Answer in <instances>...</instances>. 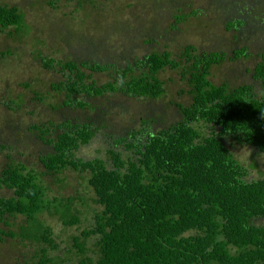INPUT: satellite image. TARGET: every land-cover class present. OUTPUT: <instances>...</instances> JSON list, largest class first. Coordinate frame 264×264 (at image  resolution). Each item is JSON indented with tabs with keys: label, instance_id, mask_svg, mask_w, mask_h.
Here are the masks:
<instances>
[{
	"label": "trees",
	"instance_id": "16d2710c",
	"mask_svg": "<svg viewBox=\"0 0 264 264\" xmlns=\"http://www.w3.org/2000/svg\"><path fill=\"white\" fill-rule=\"evenodd\" d=\"M21 2L0 0V37L14 42L0 61L13 50L21 59L43 13L51 43L33 58L58 78L42 89L34 76L29 101H1L17 116L44 117L36 105L50 115L22 118L49 148L31 167L0 135V187L10 191L0 195V241L28 246V264H264V0ZM216 26L226 50L201 38ZM127 102L146 118L118 130L115 118L137 110ZM66 170L86 180V194L63 193Z\"/></svg>",
	"mask_w": 264,
	"mask_h": 264
},
{
	"label": "rangeland",
	"instance_id": "374dc122",
	"mask_svg": "<svg viewBox=\"0 0 264 264\" xmlns=\"http://www.w3.org/2000/svg\"><path fill=\"white\" fill-rule=\"evenodd\" d=\"M30 1V3L32 4V0H28ZM5 2H8L10 4H14L16 2H21V0H5ZM23 3V2H21ZM24 5V4H23ZM264 5V3H263ZM28 4H25L24 7L25 9H27V14H28V18L31 20L32 19V13L30 12V9L28 8ZM141 16H144L148 19H154V16L156 14V10L154 9H149L148 11H146V8L143 9L141 11ZM50 18V17H49ZM159 20V15L156 16V20ZM47 18L46 15L44 16L43 13H36L35 15H33V22H34V27L36 28L37 31H41L40 33H37V35H35V37H30V39H25L23 42H21L19 45L23 46L22 49H25V51L22 53L23 50L19 51V54H23L21 59L19 61L13 59V57H16L17 59L19 58V55L16 56L17 52H15L13 50V53L15 55L9 54L6 56V61L7 64L4 65V61H0L2 63H0V104L2 100H5V98H14L16 99L17 96L19 94H21L24 98V101H29L31 99V95L28 92V89H26L27 87L24 86V84L27 81L33 80L34 76L36 77L37 80H39L40 82L37 83L38 86H40L42 89L44 88H49L50 84L52 81H55L58 78V74L57 73H52L49 71H46L43 67V65L41 64V62H35L34 58H33V52H37L41 51L44 54H46V50H45V43H51L50 39H49V35H47V29L50 28L47 25ZM230 19L227 17L225 19V21H229ZM158 22V21H157ZM222 23H225L223 21H221ZM261 22V20H260ZM49 23L51 25L52 28V34L55 35V33H59L62 36H65L63 33L58 32L59 29L55 28V24L53 22H51L49 20ZM159 23V22H158ZM54 24V26H53ZM230 24V23H229ZM32 26V24H31ZM262 27V25H260ZM32 28V27H31ZM219 28V29H218ZM158 29L160 30V32H162L163 28L162 27H158ZM223 30V27L220 28L219 26H216V29H214V31L208 30L205 31L204 36H202L201 34V38L203 39V41H205L206 45V49L210 50L211 46L214 44L213 49L215 50H226V45L225 43L223 44V39L221 36V31ZM157 31V30H156ZM55 32V33H54ZM262 32V31H261ZM39 34V35H38ZM245 34L247 35V33L245 32ZM53 35V36H54ZM126 35V34H125ZM58 36V35H57ZM192 39H194L193 42H195V39H199V37L195 34L192 35L191 37ZM245 38V37H244ZM250 39V38H249ZM249 39H246L245 42ZM11 39H6L5 37L1 38L0 37V50L4 49V48H8V47H14V42H11ZM212 41V42H210ZM218 42V43H217ZM221 42V43H219ZM253 42V40H251L249 43ZM9 43H11V45H9ZM38 43V44H37ZM4 44V45H3ZM261 45H264V42L260 43ZM4 47V48H3ZM136 47L139 48L138 45H136ZM109 47L106 48V52L108 53ZM123 50H125V48H123ZM40 52V53H41ZM170 77V76H169ZM103 78V77H102ZM175 87L177 89H175ZM170 88H171V94H173L176 90H178L179 85L176 86L173 83L170 82ZM12 94L11 96H8V94ZM177 94V92H176ZM54 95V94H53ZM53 95L51 94L49 96V99L47 101L50 102V100L53 101ZM176 97V96H175ZM21 98V97H20ZM55 99V97H54ZM16 101L18 104L22 105V101L21 99L19 100H14ZM122 103H124L123 100H120ZM167 101H170V98L167 99ZM163 103H165V101H163ZM127 104H131L134 107V110L132 111V113L130 115H127L125 117V119H120V118H115V127L118 130H121L122 128H126L127 124L129 123V121H131L132 119H138L137 124L139 123V120L141 118H146V116L144 114H141L143 111L145 112V114H147L146 112V107L143 105H137L139 103H135V102H127ZM28 105H30V102L28 103ZM121 105V104H120ZM119 106V105H116ZM148 106V105H147ZM34 107H38L36 109H38L39 112V108L43 114L44 117H42L43 119L45 117H49L50 115V111H42V109L44 107H41L39 105H36ZM50 110V109H49ZM40 112V114H41ZM27 109H23L22 112L20 113V115H14L12 114L8 109L4 108L3 106L0 105V135L4 136H8L10 135V137H8V141L11 143H14L19 150L23 153V155L20 157L19 153L16 150H13V152H11L10 154H12L13 156L19 157L20 160L27 162L28 166L31 167L34 165V162L40 160V152L42 149V144L35 141V139H31L28 137V134L26 133V125L23 123L24 120H22V118H26L30 124H32L33 122H38L39 116L38 115H34L31 117L27 116ZM8 120H10L12 122V124L8 125ZM29 124V125H30ZM25 126V127H24ZM24 137V138H22ZM22 139L24 142H22ZM37 142V143H35ZM98 143L94 142V144L92 143L91 145H89L88 147H85L82 149V155L83 157H93V155L96 153V148L98 147ZM12 145L10 143H7V147H9ZM10 148V147H9ZM242 153H243V157L245 160L250 159V155L253 152L249 147H243L241 149ZM39 155V156H38ZM35 156V157H33ZM38 156V158H37ZM1 157V155H0ZM36 160V161H35ZM64 174L66 175L67 179L65 182V188L62 190L63 193H67V194H86L87 191V184H86V180H83L80 177V174H77L74 171L71 170H66L64 172ZM77 190H79L77 192ZM8 190L5 188H1L0 187V195L1 196H6L9 195L10 191L7 192ZM60 228V227H59ZM17 251H21V252H17ZM30 252V248L27 246L26 248H24V243H20L17 240L14 239H10L7 238L6 241L4 242H0V264H28L26 262H23V259H25L24 257H22L21 255L24 253H28ZM30 256H28L27 258L30 260L29 258ZM20 258V259H19ZM13 260V262H12ZM21 260V261H20ZM31 263V262H29Z\"/></svg>",
	"mask_w": 264,
	"mask_h": 264
},
{
	"label": "flooded vegetation",
	"instance_id": "af4514ba",
	"mask_svg": "<svg viewBox=\"0 0 264 264\" xmlns=\"http://www.w3.org/2000/svg\"><path fill=\"white\" fill-rule=\"evenodd\" d=\"M8 125L9 124H12V122L10 121V120H8ZM11 135V134H10ZM10 135L8 136V137H10ZM1 137V136H0ZM35 143H37V142H35ZM45 149H48L49 150V148L48 147H46L44 144H42V149L41 150H45ZM40 154V153H39ZM0 242H2V241H0ZM17 252H21V251H17ZM12 262H13V260H12Z\"/></svg>",
	"mask_w": 264,
	"mask_h": 264
}]
</instances>
